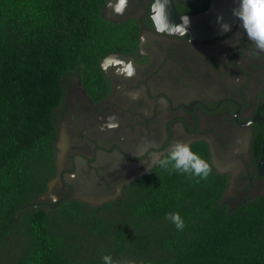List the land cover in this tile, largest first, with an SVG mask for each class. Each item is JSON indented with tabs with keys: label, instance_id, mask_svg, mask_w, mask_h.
Instances as JSON below:
<instances>
[{
	"label": "trees",
	"instance_id": "1",
	"mask_svg": "<svg viewBox=\"0 0 264 264\" xmlns=\"http://www.w3.org/2000/svg\"><path fill=\"white\" fill-rule=\"evenodd\" d=\"M107 1L0 0V264H264V194L226 203L225 173L197 182L153 165L101 206L36 200L54 176L66 85L103 97L100 58L135 49L137 25L106 20ZM190 146L210 162L205 142Z\"/></svg>",
	"mask_w": 264,
	"mask_h": 264
},
{
	"label": "flooded vegetation",
	"instance_id": "2",
	"mask_svg": "<svg viewBox=\"0 0 264 264\" xmlns=\"http://www.w3.org/2000/svg\"><path fill=\"white\" fill-rule=\"evenodd\" d=\"M211 1L171 3L180 15H193L206 11ZM151 2L129 0L123 16L113 14L110 0L105 3L106 20L137 25L135 49L120 51V58H109L113 53L100 58L107 83L103 97L94 99L76 77L66 85L51 178L59 175L62 185H55L44 203L74 200L76 194L87 198L88 192L102 199L114 190L121 165L142 176L154 156L166 153L175 141H202L208 148L207 139L214 142L215 159L228 175L226 203L234 206L264 194V180L256 177L260 156L250 152L252 139L258 136L262 144L264 136V53L254 49L237 19L229 32L207 40L159 36L149 19ZM129 61L136 68L131 78L123 74ZM110 116L119 127L101 130Z\"/></svg>",
	"mask_w": 264,
	"mask_h": 264
},
{
	"label": "clouds",
	"instance_id": "3",
	"mask_svg": "<svg viewBox=\"0 0 264 264\" xmlns=\"http://www.w3.org/2000/svg\"><path fill=\"white\" fill-rule=\"evenodd\" d=\"M234 3L236 6L231 9V15L239 21V27L243 29L248 41L254 45V49L259 53H264V0H234ZM169 4L170 0H152L149 6V19L156 34L164 37H187L190 18L187 15H181V23H172ZM128 5L129 0H115L114 3L110 0L108 7L112 9L114 15L123 16L128 10ZM216 22L221 33L231 30L232 25L224 20L222 14L217 16ZM123 74L128 78L136 75V68L131 61L124 65ZM105 127L115 130L119 127V123L116 122L114 116H110L108 122L101 126V130ZM152 164L170 174L178 172L187 174L189 177H196L197 182L208 180L213 172L211 163L193 152L191 146L183 141H175L168 147L166 153L155 155ZM165 218L171 221L177 230H183L185 227L184 220L179 213L166 214ZM102 260L103 264H117L110 255H104Z\"/></svg>",
	"mask_w": 264,
	"mask_h": 264
},
{
	"label": "water",
	"instance_id": "4",
	"mask_svg": "<svg viewBox=\"0 0 264 264\" xmlns=\"http://www.w3.org/2000/svg\"><path fill=\"white\" fill-rule=\"evenodd\" d=\"M236 6L234 3V0H212L209 8L202 12V13H198V14H193V15H187L190 18V27L188 29V36L190 37V39H195L197 41H202V40H207V39H211L217 36H221L225 33H221L220 29H219V25L216 22L217 16L218 15H223L224 20L228 23H230L232 26L236 20V18H234L231 15V9ZM169 14H170V21L172 23L175 24H179L181 23L180 17L181 15L179 13L176 12V10L174 9V7L172 6L171 0H170V4H169ZM150 15V13H149ZM109 57H120V54L118 53H113L108 55ZM106 56V57H108ZM100 70H104V67L101 64L99 65ZM61 136V140L63 137V134L60 133ZM192 141H197V138L192 137L191 138ZM208 142V151L210 154V163L212 165V168L215 172L217 173H225L224 168L222 166H219V163L217 162V160L215 159V146L213 145L214 142H212L211 140H206ZM249 144V140H246V144H245V149L248 147ZM263 149H264V136L262 139V144H261V155L260 157L255 161L256 163V177L264 180V167H263ZM126 163L122 158H120V162ZM126 165V164H125ZM121 168L118 167V170H120ZM144 172H139L137 171L136 173L126 176V177H122L119 181L118 184L115 186L114 190L112 189V192H109L104 198L102 199H98L96 197H94L90 192H88L87 194V198L86 196L82 197L78 194H76L75 196H73L72 199L74 200H78L81 202H85V203H89L92 205H101L102 203L108 201V200H112L115 199L116 197H118L120 195V191L123 185L129 183L132 180H135L136 178H138L139 176H141V174H143ZM69 180L67 179V176L65 178V183H68ZM60 180H59V175H56L55 178L51 179L46 187V191L41 194L39 197L36 198V200H40V201H46L49 196L52 195L53 190L55 188V185H59ZM62 185V184H61ZM64 191H66V187L63 189ZM263 192H260V195ZM91 194V195H90Z\"/></svg>",
	"mask_w": 264,
	"mask_h": 264
},
{
	"label": "bare ground",
	"instance_id": "5",
	"mask_svg": "<svg viewBox=\"0 0 264 264\" xmlns=\"http://www.w3.org/2000/svg\"><path fill=\"white\" fill-rule=\"evenodd\" d=\"M109 58H120V57H109ZM120 166V165H119ZM125 166V165H124ZM124 166H122L121 165V169H120V178L118 179V181L122 178V177H126V176H129V175H131L129 172L127 173V171H126V169H127V167H124ZM118 181H117V183H116V185L118 184Z\"/></svg>",
	"mask_w": 264,
	"mask_h": 264
}]
</instances>
